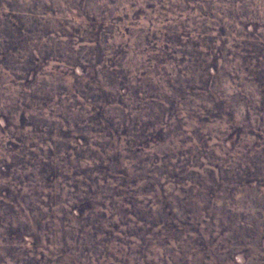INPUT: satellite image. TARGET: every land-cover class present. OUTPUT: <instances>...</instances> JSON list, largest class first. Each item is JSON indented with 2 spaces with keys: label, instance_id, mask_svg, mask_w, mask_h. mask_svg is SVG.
I'll use <instances>...</instances> for the list:
<instances>
[{
  "label": "rangeland",
  "instance_id": "1",
  "mask_svg": "<svg viewBox=\"0 0 264 264\" xmlns=\"http://www.w3.org/2000/svg\"><path fill=\"white\" fill-rule=\"evenodd\" d=\"M77 77L104 85L118 78L120 93L108 95L117 96L119 109L137 105L136 91L161 92L169 103L150 110L157 112L153 120L165 114L176 147L150 143L148 151L178 153L181 160L191 151L189 170L204 177L212 173L198 165L217 166L215 186L206 183L210 195L202 192L188 221L177 210L170 231L166 225L150 227L149 233L142 228L146 240L126 235L132 228L113 219L110 234L99 236L107 241L82 254L83 264H264V0H0V194L25 192L20 208L37 229L33 237L10 242H1L8 235L0 229V264H70L59 256L63 232L51 228L48 208L54 214L58 204L50 196L52 186L63 185L67 172L84 170L88 163L75 157L91 153L73 142L69 133L79 131L56 117L69 118L66 107L75 101L58 105L53 90L80 87ZM26 92L35 94L31 108H41L46 118L31 123L38 129L18 127ZM202 107L218 115L213 125L200 119ZM143 112L133 118L149 122ZM47 157L52 162H39ZM37 164L60 174L51 189L40 180ZM159 184L174 193L167 175ZM5 216L0 211V226ZM40 217L50 229L34 225ZM18 218L13 230L27 225ZM135 223L131 226H140ZM139 245L144 263L134 261Z\"/></svg>",
  "mask_w": 264,
  "mask_h": 264
},
{
  "label": "trees",
  "instance_id": "2",
  "mask_svg": "<svg viewBox=\"0 0 264 264\" xmlns=\"http://www.w3.org/2000/svg\"><path fill=\"white\" fill-rule=\"evenodd\" d=\"M82 78L77 77V84L80 87H70V90H67L66 93L64 90L63 93L54 90L53 92L56 97L55 103L58 105L63 101L68 102L69 99L75 101L74 105L69 103V106L66 107L67 117L69 118L61 114L56 115V117L59 118L61 123L70 124L76 131L80 132L69 134H71V138L77 146L91 150V153L86 156L75 157V161L81 160L88 163L87 167L84 170L79 167L77 169L80 170L72 168L73 170L67 172L68 177L64 178L63 185L59 183H56L57 186L51 185L53 191L50 183L56 182L60 174H50L51 170L45 169L46 166L37 164L40 169L38 171L40 180L44 181L45 184L48 182V188L51 189L50 196L58 203L55 207L54 205H44V208L54 207V214L48 208L49 213L52 214L50 215V220H52L50 226L58 234L63 232L60 234V241L65 249L61 250L59 256H66L70 264H83L82 259H84V256L82 254H85L89 249H92L91 252L93 253L97 250L98 245L107 241V239H100L99 236L110 234L107 230L114 228L115 221L112 223L113 219L117 221L120 219L123 226L132 228L131 231L126 230L124 233L135 235L138 239H144L145 237V234H142V228L149 233L150 227L156 228L166 225V231H170L168 226L170 220L176 219L174 212L177 210H182L188 221L192 217V213H195L196 205L204 199L201 196L202 192L203 194L207 192L206 194L210 195L209 191L211 190L206 189V183L215 186L213 173L217 169V166L211 162L198 165L197 168L200 171L208 170L212 173L204 177L197 171L189 170L194 165L191 159V153L193 152L191 151H186L189 158L185 160H181L182 155H178V153H175V156L167 154V152L150 153L148 151L150 143L155 145L154 147L157 144L164 146V143H167V149H170L171 145L176 147V141L170 136L169 125L165 122V114L163 118L161 116L153 120L157 112L150 110L151 107H155L157 110L165 106L168 100L164 94L154 91H136L134 96L139 100L136 101L137 105L132 108L128 106L119 109L115 107L121 104L117 100V96L112 98L113 95H108L110 92L115 95L120 93L118 78H115L116 84L104 81L105 85L99 83V81H96L95 84L93 82L88 83L82 81ZM85 78L89 81L92 79ZM27 84H31V82H27ZM83 86H88V89L81 88ZM197 89L190 88L189 90L191 92H202ZM139 94H143V97H139ZM189 95L191 94L187 93L186 97H189ZM24 96V104L21 102L24 110H20L21 124L18 127L38 129V126L35 127L31 123L46 118L41 113V108L37 106L36 109L31 108L32 103H36L35 94L26 92ZM77 97L89 102L79 103L75 100ZM209 101L208 106L211 107V101ZM108 107L116 112L108 111ZM202 109L205 115L200 119L213 125L212 122L218 119V115L207 113L208 109L205 107H202ZM29 110L33 112H29ZM140 110H144L142 116H145L149 122L134 119L136 117L133 118V114ZM10 114L9 110L7 115L9 118ZM7 116L5 119H7ZM81 133L84 134L81 135ZM30 134L33 135L31 132ZM178 142L184 144L185 140H178ZM198 142L200 141L197 140V144ZM195 146L196 144H193L188 148ZM200 146L201 144L199 148ZM50 157L39 162H47L48 164L52 162ZM127 161L130 162L126 163ZM166 175L175 183L174 193L162 189V185L159 184V179ZM212 185L209 186L212 187ZM176 190L180 194H175ZM61 192L64 193L63 197L60 194ZM22 193L26 195L25 192L20 191L17 192V195H13L9 191L0 194V211L5 213L6 218H4L7 219L4 225L0 226V229H2L4 237L8 235L7 240L1 237V242H10L14 239L20 241L24 235L33 237V233L37 231L36 227L29 226L32 221L28 218L27 209L20 208L23 198L21 197ZM183 193L185 195L178 198ZM206 194L204 195L207 196ZM28 196L30 197L29 193ZM59 212L61 214L60 218L58 217ZM21 215L27 225L13 230L12 225L19 224L18 216ZM62 215L64 216V223L61 221ZM44 219L45 217H40L39 222H34V225L38 229L40 227L50 229L48 223L40 221ZM226 219L229 218L226 217ZM57 220H60L62 224L59 227L56 226ZM187 221L185 224L191 223ZM236 222V225H241L238 221ZM132 223H139L140 226L135 225L133 227L131 226ZM133 229L135 232H133ZM173 229H178V227L171 230ZM139 231L140 233H137ZM145 239L148 240L147 237ZM191 240H193L192 237L188 238V243ZM67 242L73 243L74 247L72 248ZM137 252L138 256L134 261L144 263L145 257L144 254H141V245L138 246ZM111 255L114 257V253ZM95 260L97 262L98 259ZM87 262H89V258H87Z\"/></svg>",
  "mask_w": 264,
  "mask_h": 264
}]
</instances>
